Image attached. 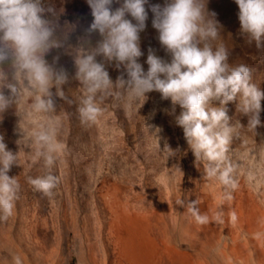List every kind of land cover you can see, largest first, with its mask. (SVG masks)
<instances>
[{
	"label": "rangeland",
	"instance_id": "rangeland-1",
	"mask_svg": "<svg viewBox=\"0 0 264 264\" xmlns=\"http://www.w3.org/2000/svg\"><path fill=\"white\" fill-rule=\"evenodd\" d=\"M164 2L149 0L150 4ZM44 5L56 10L58 34L67 32L64 46L53 48L45 57L52 63L53 57L59 56L55 67L62 66L69 76L62 88L71 102L54 96V115L61 122L57 139L65 146L51 168L59 183L51 197L28 183V177L47 174L48 169L43 159H34L35 145L21 139L15 106L0 114V135L7 149L19 156L8 175L16 176L21 186L13 215L0 220V264H14V256H20L22 264H112L115 229L111 222L117 208L129 217H137L138 212V218L146 216L153 221L148 234L157 239L163 230L197 256L204 255L219 239L229 241L231 230L248 235L252 224L264 220V100L261 125L255 133L247 129L249 117L238 109L239 95L226 105L230 124L239 121L243 128L230 150L238 164L237 187L231 190L232 198L224 200V189L218 181L204 177L203 163H196L182 127L166 111L171 108L170 100L162 99L159 92L147 93L140 108L142 101L106 97L101 105L103 116L93 124L81 123L78 108L83 89L74 78L73 50L94 19L91 8L87 0H44ZM119 6L114 0L111 7ZM207 9L216 13L221 25L220 40L228 48L229 63L246 64L252 70V82L264 91V46L257 48L241 33L235 0H207ZM146 10L149 15L146 28L140 32L143 55L139 57L145 71L149 48L171 60L152 26L153 13L147 5ZM45 15L51 18L50 13ZM99 39V33L94 32L92 46ZM102 59L97 57V61ZM105 67L113 82L123 72V67H115V61L105 63ZM51 91L55 93V87ZM129 103L131 107H126ZM212 106L220 107L219 100H213ZM180 111L177 106L176 115ZM156 128L161 131L156 133ZM165 142L176 156L167 159ZM178 198L184 200V206L175 203ZM116 200L123 205L115 208ZM195 200L199 213L209 217L208 223H197L188 211V202ZM217 212L221 214L219 222Z\"/></svg>",
	"mask_w": 264,
	"mask_h": 264
},
{
	"label": "clouds",
	"instance_id": "clouds-1",
	"mask_svg": "<svg viewBox=\"0 0 264 264\" xmlns=\"http://www.w3.org/2000/svg\"><path fill=\"white\" fill-rule=\"evenodd\" d=\"M113 2L87 0L94 19L73 50L74 78L83 89L78 108L81 123L93 124L103 116L105 109L101 105L106 97L142 101L140 108L147 93L159 92L162 99L170 100L171 108L166 111L182 127L196 163H203L204 177L218 181L224 189L223 199L230 200L231 190L237 187L238 169L230 150L243 126L239 121L230 124L226 105L239 95L238 109L249 117L247 129L255 133L261 125L264 91L252 82V70L246 64L229 63L228 48L220 40L221 25L216 13L208 11L207 0H165L163 5L150 4L149 0H116L120 6L114 10ZM235 3L241 33L250 43L254 41L257 48L264 46V0ZM146 5L153 13L152 26L158 31L159 42L171 55L169 62L149 48L147 71L139 62L143 55L140 32L146 28L149 15ZM56 15L55 8L45 7L44 0H0V114L15 106L21 139L35 145L34 159H43L48 169L47 174L28 177V183L48 197L59 183L51 168L65 147L57 139L61 122L54 115V96L71 102L62 88L69 81L68 73L62 66L55 67L59 56L53 57L52 63L45 59L46 54L63 47L67 40V32L58 34ZM94 32L101 39L92 46ZM98 56L103 59L97 61ZM113 61L117 69L123 67L115 82L105 67V63ZM53 87L55 93L51 91ZM213 100H219L220 107H213ZM177 106L181 109L178 115ZM160 131L156 128V133ZM164 148L167 159L177 155L166 142ZM18 158V153L7 149L0 135L3 221L13 215L19 199L20 183L16 176L8 175L11 167L18 164ZM175 203L184 206L181 198ZM198 203L188 202V211L197 223H208L209 217L199 213ZM220 219L221 214L217 213L216 221ZM232 220H236L234 212ZM13 261L22 264L20 256H14Z\"/></svg>",
	"mask_w": 264,
	"mask_h": 264
},
{
	"label": "bare ground",
	"instance_id": "bare-ground-1",
	"mask_svg": "<svg viewBox=\"0 0 264 264\" xmlns=\"http://www.w3.org/2000/svg\"><path fill=\"white\" fill-rule=\"evenodd\" d=\"M118 200L115 201V208L122 204ZM114 211L112 222L110 221L115 229L112 237V264H264V220L252 224L248 235L231 230L229 241L219 239L215 245L205 250L204 255L197 256L187 248L179 246L163 230H159L160 236L157 239L148 234L153 227V221L142 214L143 219L138 218L139 212L137 217H129L122 209L117 208Z\"/></svg>",
	"mask_w": 264,
	"mask_h": 264
}]
</instances>
